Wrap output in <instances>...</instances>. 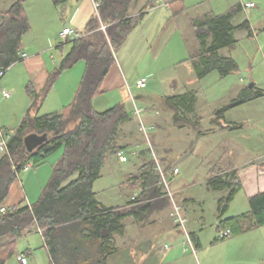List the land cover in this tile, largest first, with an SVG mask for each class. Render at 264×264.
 I'll use <instances>...</instances> for the list:
<instances>
[{"label": "crops", "instance_id": "0c3cea01", "mask_svg": "<svg viewBox=\"0 0 264 264\" xmlns=\"http://www.w3.org/2000/svg\"><path fill=\"white\" fill-rule=\"evenodd\" d=\"M2 1L6 2V6L0 4V13L6 12L15 0ZM100 2L52 0L47 3L55 10L56 17H52L55 24H59V6L67 7L68 4L74 10L68 17L69 21H63L65 26L60 27L58 33L44 23L45 27L35 37L38 41L36 44H32L33 41L30 44L25 39L34 30L32 25L31 31L23 36L20 59L6 71L1 83V88L9 96L4 97L0 91V128L13 133L30 109L32 115L42 116L61 113L71 105L85 72L83 61L63 71L44 102L36 108H31L34 97L28 91L27 94L25 88L28 90L30 85L37 94L43 89L50 74L71 50L70 42H59L61 32L65 27H70L84 35L92 16L98 15L94 4ZM147 2L140 1L136 10L132 9V3L130 16L140 14ZM246 3H254L255 6L245 8ZM234 11L236 14L232 18V25L237 27L247 21L251 31L234 30L235 43L219 50V55L232 58L237 63V70L226 76L214 70L199 77L197 69L202 67L197 57L200 42L193 22L206 16H220ZM255 41L264 57V0H156L155 6L145 12L122 47L114 52L115 62L102 83V93L93 100V108L97 112H104L128 101L127 90L135 93L133 99L140 101L136 103L144 108L146 122L154 127L153 145L163 167L168 169L169 175H172L174 168L179 169V174L173 176L172 188L177 200L185 205L187 214L191 216L189 232L193 248L170 217L171 204L164 197L157 174L151 169L152 161L148 157L138 119L133 115L131 99L126 105L129 117L118 128L117 143L127 153L137 151L138 155L125 163L115 155L109 156L101 177L93 186L96 199L106 208H114L122 217L120 224L123 230L114 234L116 250L106 256V264H208L205 255L199 257L204 251L200 234L203 215L210 209L217 227L220 219L219 200L228 193L226 189L209 186L212 169L235 171L240 183V190L229 204L225 217L246 213L249 210L248 199L264 192V143H247L244 138L248 132L254 133L247 125L254 122L251 112L258 117L254 110L259 99L232 106L242 93L247 92L250 83L264 92V66L255 65L252 57ZM23 53L27 54V58H22ZM147 75L153 78L152 90L149 89V80L145 88L137 86V82L147 78ZM225 107H228L227 110L219 114ZM2 154L0 152V157ZM60 157L51 166L45 165L47 158L26 171L27 188L23 187L24 182L18 177L2 206L10 208L35 203ZM107 168L113 182L108 185L102 183ZM148 177L151 179L144 187L141 207L130 214L135 209L131 197L143 187ZM202 186H209L213 192L211 198L207 197L210 199L208 204L204 197L199 201L197 189ZM110 188L113 190L110 191ZM239 201L245 205L239 204ZM259 230H264V226L229 238L234 240L247 234L255 235ZM42 233L40 229L33 228L20 237L14 245V256L5 264H22L17 260V255L25 252L30 253L27 264H57ZM162 236L167 237L170 244L163 247L158 245ZM19 242H22L20 247ZM4 243L5 239L0 240V245ZM234 244L236 247L232 254L245 251L250 257L234 259L228 255V250H224L216 256L214 264H264V255L255 256L257 242H249L246 248L242 247L244 249ZM91 257L98 261L101 258L98 254ZM81 259H78L79 263L85 260ZM68 262L72 264L73 260L67 258L59 263Z\"/></svg>", "mask_w": 264, "mask_h": 264}, {"label": "trees", "instance_id": "16d2710c", "mask_svg": "<svg viewBox=\"0 0 264 264\" xmlns=\"http://www.w3.org/2000/svg\"><path fill=\"white\" fill-rule=\"evenodd\" d=\"M28 1L15 0L6 12L0 13V70L5 72L20 59L23 36L31 30L25 8ZM133 1L101 0L98 15L92 16L84 35L68 41L71 44L70 52L50 74L43 89L37 94L29 85L28 92L34 97L31 108H36L44 102L63 71L81 61L85 63V72L71 105L61 113L42 116L32 115L31 109L28 110L21 124L11 133L8 152L0 157L1 208L25 164L36 166L63 149L39 199L31 205L10 207L5 213H0V240H6L0 245V264H5L14 256L16 241L33 228L43 232L50 254L57 264L67 258L73 260L72 264H106V256L115 252L114 234L123 230L120 224L122 217L114 208H106L96 199L93 186L101 177L108 157L123 149L117 143V132L129 113L125 103L97 112L93 108V100L102 93V83L115 62L114 52L122 47L145 12L155 6L156 0H148L144 10L131 17L129 10ZM235 14L236 11L206 16L193 22L200 42L197 57L202 67L197 69L199 77L214 70L221 76L237 70V63L232 58L219 55V50L235 43L234 30L251 31L247 21L237 27L232 25ZM102 25L105 30L101 29ZM246 89L247 92L242 93L232 106L264 96V92L255 89V86ZM31 133L46 134L47 141L29 153L24 139ZM151 169L155 171L153 163ZM212 170L209 186L228 190L227 195L219 200L218 234L230 230L231 237H235L263 227L264 192L248 199L249 210L246 213L225 217L229 204L240 190V183L235 171L225 172L222 168ZM157 177L160 182L158 174ZM150 179L148 177L142 184L139 201L144 199V187ZM134 207V212L130 214L139 211L141 204ZM92 254H98L100 260H92ZM78 259L82 262L79 263Z\"/></svg>", "mask_w": 264, "mask_h": 264}, {"label": "rangeland", "instance_id": "374dc122", "mask_svg": "<svg viewBox=\"0 0 264 264\" xmlns=\"http://www.w3.org/2000/svg\"><path fill=\"white\" fill-rule=\"evenodd\" d=\"M50 1H52V0H31V1L26 3V13L29 16V20L31 22L32 28L34 29L32 32H30L31 31L30 30L29 31L30 34L26 35V38H25V39H27L28 43H30V44L32 43V41H33L32 44H34V43L36 44L38 42L35 37H36L37 33H39V31H42V28L45 27L44 23H48L47 27H50V30H54L56 33H58L60 27L65 26L63 21L64 20L66 22L69 21L68 17L73 12L74 7H71L68 4H66L67 7L59 6L58 14H57V17H59L58 18L59 24H57V23L55 24V20H54V18L56 17L55 16V10H54L53 6H50V7L47 6V3H50ZM140 1H142V0H135L134 1L133 6H132L133 10H136L139 7ZM5 3L6 2L0 0V4L6 6ZM52 17H54V18H52ZM50 24H52V25H50ZM64 41L65 40L60 39L59 42L64 43ZM256 42L257 41L254 42L255 48H253L252 57L256 61L255 65L261 64L262 66H264V57L262 56V54L259 50V47H258V43H256ZM63 46L67 47L68 45L64 44ZM147 79L150 81V83L153 81V78L150 75H147ZM251 82H254V81L251 80ZM1 83H2V81H1ZM149 89L150 90L153 89V83L150 84ZM27 91L28 90L25 88L26 93H27ZM139 91L135 90V92H139ZM126 95H127L128 101L124 102L125 105H127L128 102H130L129 100L136 97L134 92H129L128 90H127ZM2 99L5 100L3 97H2ZM258 99H259V101L255 104L256 107L254 110L258 114V117L256 115H254L253 112H251L250 115H251V118L253 119L254 122H251L250 125H247L248 127L252 128L254 130V133L248 132V135L246 134L247 136L244 137L246 139L247 143L248 142L249 143L250 142L256 143V145L258 144L259 141L264 143V96L259 97ZM136 102L140 103V101H138V100H136ZM142 118L146 122L144 115L142 116ZM142 138H143V136H142ZM151 138H152V133H151ZM258 139H260V140H258ZM143 141H144V139H143ZM152 142H153V140H152ZM61 153L63 154V149H60L57 152H55L54 154H52L50 157H48L49 159L47 160L45 165L51 166V164L53 162H55L59 158L60 155H62ZM109 171L110 170L108 168L104 171V178L102 180V183H105L107 185H108V183H111V184L113 183L112 180H110L111 178L107 174V172H109ZM32 172H34V170H32ZM27 176H28V174L26 172H24L23 170L21 172H19V175H18V177L20 179H22L24 182V184H23L24 188H27L28 184H29V182H27V178H26ZM109 190L112 191L113 189L110 188ZM197 192L199 194V201H200L201 197L202 198L204 197V198H206V204H208L210 199H207V197L210 196V198H211L213 195L212 194L213 192L210 189V187L209 186H206V187L202 186V188L199 187L197 189ZM129 194H130V192H129ZM243 203H244L243 201L242 202L239 201V204L242 205ZM244 205H245V203H244ZM188 216L191 217L189 215V213H188ZM214 223H215V217L213 216L212 211L210 209H208V211L204 212L203 220H202L203 230L200 233L202 240H203V244H204V251H203V253L199 254V257H202V255H205V257L208 259V264L216 263V260H217L216 256L223 253L224 250H228L227 251V253H229L228 255L229 256L231 255L230 257L233 256L232 258H234V259H248L250 257V254H247L245 251H243V252L241 251L240 254H236V255L232 254V251L236 247L234 243H236L237 247L240 249L242 247L246 248L247 245L249 244V242H252L254 240L255 242H257V245H258V251L255 253V256L259 257V256L264 255V230H259V232H256L255 235H251V234L248 235L247 234V236L237 237L234 240H232L233 238H228L225 240H219V239H217L219 234L216 230ZM187 227H188V231H189L190 230L189 227H191L189 225V223H188ZM166 238L167 237H165V236L159 237L158 245L163 247L167 243L170 244L169 240ZM232 241H233V243H232ZM21 243L18 244L19 247H20ZM233 244H234V246H233ZM244 248H242V249H244Z\"/></svg>", "mask_w": 264, "mask_h": 264}, {"label": "built area", "instance_id": "2783aa9c", "mask_svg": "<svg viewBox=\"0 0 264 264\" xmlns=\"http://www.w3.org/2000/svg\"><path fill=\"white\" fill-rule=\"evenodd\" d=\"M95 8L98 10L99 4L96 3L94 4ZM254 3H246L244 4L245 8H250L254 7ZM102 30H105V26H101ZM61 38L65 41H72L75 40L79 37H81L80 33L77 32L76 30L70 28V27H65L63 31L61 32ZM22 58H27V54L23 53ZM5 71L0 70V91L2 92L4 97H8L9 94L7 91L3 90L1 88V81L5 76ZM148 79L147 78H141L137 82V86L141 89L145 88L147 86ZM132 104H133V115L138 119L139 123V130L141 135L143 136L144 142L147 146V151H148V157L153 163V167L155 172L159 175L160 178V185L162 186V189L164 191V197L167 198L170 201L171 204V213L170 217L173 221V223L178 226V228L182 231V233L185 235L186 240L188 244L193 248L192 244V239L190 236V232L188 231V223L190 221L189 216L187 214V210L185 208V205L181 203L180 201L177 200L175 193L172 188V179L173 176H177L179 174V169L174 168L172 170V175H169L168 172L165 170L163 167L159 156L156 152V149L153 145L152 138H151V133L154 130V127L144 121L142 118L144 114V109L143 107H139L136 103V101L132 98ZM11 136V132L7 131L5 128H0V152L2 153H7L8 148V140ZM138 155L137 151H131L127 153L125 150L121 149L116 152L115 156L123 163L128 162L131 157H134ZM33 167L32 163H27L23 167V171L26 172L30 170ZM19 175V173H18ZM18 178V177H17ZM142 193V189H138L131 197V203L135 206L138 204H141L143 200L139 201V197ZM7 210V207H1L0 208V213H5ZM231 237V232L230 230H225L222 233L219 234L218 238L223 239V238H229ZM194 250V249H193ZM29 252L21 253L17 255V260L22 263V264H27L28 263V258H29Z\"/></svg>", "mask_w": 264, "mask_h": 264}, {"label": "water", "instance_id": "95a60500", "mask_svg": "<svg viewBox=\"0 0 264 264\" xmlns=\"http://www.w3.org/2000/svg\"><path fill=\"white\" fill-rule=\"evenodd\" d=\"M253 87H254V84L250 83L249 89H253ZM46 141H47L46 134L39 135L36 133H31L27 135L24 139L25 146L29 153H32L33 151H35L38 147L43 145Z\"/></svg>", "mask_w": 264, "mask_h": 264}]
</instances>
